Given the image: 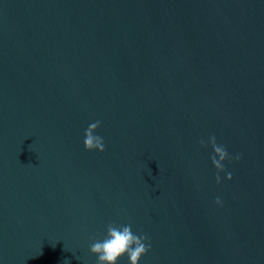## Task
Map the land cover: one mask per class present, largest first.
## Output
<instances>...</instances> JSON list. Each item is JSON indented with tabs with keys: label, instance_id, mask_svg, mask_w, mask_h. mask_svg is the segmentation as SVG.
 Listing matches in <instances>:
<instances>
[{
	"label": "water",
	"instance_id": "95a60500",
	"mask_svg": "<svg viewBox=\"0 0 264 264\" xmlns=\"http://www.w3.org/2000/svg\"><path fill=\"white\" fill-rule=\"evenodd\" d=\"M110 222L139 264H264V0H0V259L96 264Z\"/></svg>",
	"mask_w": 264,
	"mask_h": 264
},
{
	"label": "clouds",
	"instance_id": "9594fccd",
	"mask_svg": "<svg viewBox=\"0 0 264 264\" xmlns=\"http://www.w3.org/2000/svg\"><path fill=\"white\" fill-rule=\"evenodd\" d=\"M100 121L89 123L84 129L83 146L87 151H105V142L97 129L100 127ZM201 148H211L209 157L212 167L216 170L215 181L220 184L223 179L231 181L233 176L227 170V165L233 162H239L241 154L235 156L229 153L227 148L218 143L214 134L206 139L199 141ZM216 206H222V199L217 196L214 199ZM151 242L142 231H133L130 223L110 222L106 226L104 235L99 239H94L89 245V251L96 257V264H119L121 258L127 259V264H139L140 258L151 250ZM42 254V253H41ZM0 264H3L0 259Z\"/></svg>",
	"mask_w": 264,
	"mask_h": 264
}]
</instances>
